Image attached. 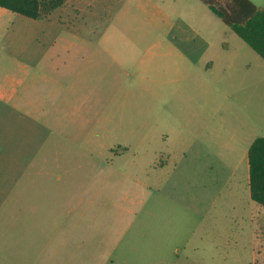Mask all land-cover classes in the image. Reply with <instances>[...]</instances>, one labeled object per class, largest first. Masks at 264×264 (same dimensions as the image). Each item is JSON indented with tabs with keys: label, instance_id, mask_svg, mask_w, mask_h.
Instances as JSON below:
<instances>
[{
	"label": "rangeland",
	"instance_id": "rangeland-1",
	"mask_svg": "<svg viewBox=\"0 0 264 264\" xmlns=\"http://www.w3.org/2000/svg\"><path fill=\"white\" fill-rule=\"evenodd\" d=\"M159 1L171 2L174 16L181 12L175 3L202 7L211 41L199 65L204 76L176 81L170 70L149 73L132 80L135 94L122 96L109 81L101 110L68 138L70 172L44 187L45 202L52 194L56 203L43 220L70 208L73 225L54 239L46 227L41 258L37 241L26 250L3 245L0 235V264H264V206L251 199L248 162L252 142L264 137V60L201 0ZM103 2L109 4L95 0L92 8ZM134 12V25L146 27ZM106 19L93 16L91 23L105 28ZM36 21L0 7L2 51L18 52ZM133 34L149 38L140 28ZM3 105L0 125L18 120ZM15 129L13 157L20 150ZM50 148L48 142L42 162Z\"/></svg>",
	"mask_w": 264,
	"mask_h": 264
},
{
	"label": "crops",
	"instance_id": "crops-1",
	"mask_svg": "<svg viewBox=\"0 0 264 264\" xmlns=\"http://www.w3.org/2000/svg\"><path fill=\"white\" fill-rule=\"evenodd\" d=\"M93 1L67 0L35 19L18 52L6 53L0 45V102L11 119L18 118L0 125V235L3 245L8 241L26 250L37 241L40 258L45 252L46 227L51 225L46 230L48 238L54 239L66 236L62 230L67 223L73 225L70 208L62 217L43 220L46 208L56 203L52 194L45 202V184L52 176L60 179L70 172L68 154H64L72 146L68 138L77 125L85 129L90 124L92 111L101 110L109 81H115V95L122 96L135 94L132 80H146L149 73L166 75L170 70L176 81L189 75L195 78L197 73L204 76L199 65L211 43L204 34L207 22L200 5L188 11L186 4L175 3L183 15L174 16L171 2L163 7L159 0H103L109 4L103 2L105 8L97 10L92 8ZM134 10L140 11L146 27L134 25L139 18ZM93 16L100 21L107 18L105 28L94 27ZM135 28L145 30L149 38H133ZM140 48L148 49L143 57L138 56ZM93 94L97 95L94 101ZM15 128L20 150L13 157ZM48 142L51 157L42 162L39 156ZM15 176L18 180L13 182Z\"/></svg>",
	"mask_w": 264,
	"mask_h": 264
},
{
	"label": "trees",
	"instance_id": "trees-1",
	"mask_svg": "<svg viewBox=\"0 0 264 264\" xmlns=\"http://www.w3.org/2000/svg\"><path fill=\"white\" fill-rule=\"evenodd\" d=\"M67 0H0V7L29 18H41ZM226 25L264 59V6L252 0H202ZM251 199L264 206V137L248 151Z\"/></svg>",
	"mask_w": 264,
	"mask_h": 264
}]
</instances>
